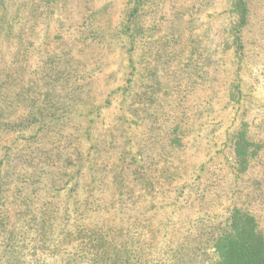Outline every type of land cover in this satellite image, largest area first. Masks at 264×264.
I'll use <instances>...</instances> for the list:
<instances>
[{
    "label": "rangeland",
    "instance_id": "obj_1",
    "mask_svg": "<svg viewBox=\"0 0 264 264\" xmlns=\"http://www.w3.org/2000/svg\"><path fill=\"white\" fill-rule=\"evenodd\" d=\"M2 16L1 115L33 106L47 129L29 161L0 129V264H218L224 236L229 264L254 244L264 264V0H4ZM89 125L95 164L55 184L47 157L85 153ZM74 185L100 206L75 212Z\"/></svg>",
    "mask_w": 264,
    "mask_h": 264
},
{
    "label": "trees",
    "instance_id": "obj_2",
    "mask_svg": "<svg viewBox=\"0 0 264 264\" xmlns=\"http://www.w3.org/2000/svg\"><path fill=\"white\" fill-rule=\"evenodd\" d=\"M3 3H4V0H0L1 6L3 5ZM134 10H135V8H134ZM0 18H4V17L2 16ZM127 25L129 27V30H130L131 29L130 28V26H131L130 20H127ZM0 33L3 34L2 35L3 37H6L7 35L10 34V29H7L6 27L2 26V24H0ZM128 63H129L128 69L130 72L129 75H131V69L135 70L136 67H135V63L131 59H129ZM10 79L11 78L9 75H6L4 78L0 79V90L1 91L4 89V87L7 86L8 80H10ZM3 95H4V93H2V95L0 97V104H3L6 102V99ZM109 103H110L109 99L106 100V106H108ZM19 104L23 105L24 103L21 102ZM29 107H30V105H29ZM32 108H33V106L30 108H28V107L25 108L26 110H28L25 115H16V116L12 117L11 119H8L6 117L4 118L3 114L1 115V109H0V115H1L0 116V129L3 131L9 130L13 134L15 133L16 135L20 136L19 138L22 141H24V144H23L24 149L21 150L22 154H19L17 156L18 159H20V160H22V158H24V157L26 158L27 156H29L28 160H27V161H29V158L32 155L33 151L35 152L36 150H38L40 148L37 145L36 148L33 150V148H34L33 144H31L29 142V140L26 139L25 137L27 135H32V136L36 137V134L38 132H44L43 128H45V130L47 129L45 126H43V124L45 125V123H42L43 120L41 119V116L39 114L38 115L32 114V111H31ZM69 108H61L60 110L58 109L59 111L57 113L58 114L60 113L62 115V118L66 117V116L76 115V113L78 114L76 106H73L71 109H69ZM98 110H99V108L96 109V111H98ZM53 115H55V113ZM91 125H89L90 127L85 129L87 134H89L90 129H92ZM79 129L80 128H77V126H76L74 130L78 131V133H79L80 132ZM174 131L175 130L168 131L169 132V140L171 139V137H170L171 133H174ZM90 134H89V136L87 135V138L80 137L78 135V136H75L73 139V141L75 142V145L76 144L81 145L82 141H85L87 144H89V146L85 150L86 151L85 153H81L80 151H78V152L72 151L71 153L61 152V151H56V152L52 151V155H49L47 157V160H48L47 164L52 163L53 166L56 168L57 173H56V176L50 177L49 180H52V181H54L55 184H57L58 182H60V180H62L61 177L63 176V171L69 167H71L72 170H74V171H72V173H73L74 177L76 178V180H79V178L83 174L85 167L88 165L91 166L92 164H95V156L97 153L96 154H95V152L92 153V150L95 147L91 143V135ZM32 136L30 138H32ZM39 142H41V141H39ZM164 147L166 149L168 146L165 144ZM169 147H170V145H169ZM114 150L116 151V149H114ZM123 154H124L123 151H121L120 157H118V159H117L119 162L127 160ZM90 172H91V170H88V174ZM33 173L35 175L36 181L37 180L40 181V179H39L40 176L36 177L37 175H39L38 172L36 171ZM69 176H70V174H69ZM123 178L124 177H122V175L120 173H117V175L114 178L116 180V186H117V190L115 189V192L118 196L122 194L121 190L123 188V185H121L120 182L123 180ZM87 179L88 180L90 179L89 175H88ZM3 185H4V179H3V177H0V197L3 193L2 192ZM77 188H78L77 185H74L71 187V189L69 190V193L67 195L68 201L72 197L73 198L75 197L77 190H78ZM89 198H92V196L87 195V198L83 199L82 201L76 200L74 198V200H71L70 202H67V203H70L69 205L73 206L75 209V212H78V213L81 212V210H80L81 208H87L91 204L96 206V207L100 206L99 204L96 205L97 203L95 204L92 201H89ZM89 232H91L90 236H88L89 241L84 243V248L87 247L85 249L87 251H91V252H93V251L98 252L99 250L102 251V249L104 248V245L102 244V242L104 240L103 236H104V232H105V226L102 225V226L96 227L94 229L91 228V229H89ZM238 233L242 234V232H238ZM95 238H99L100 240H96ZM9 240L12 242L13 241L15 242L16 241L15 234L11 233L9 236ZM237 240L238 239L235 240L232 237L230 238L228 236L227 237L224 236V238L216 241V243L214 245V252H215V255H216V253L218 254V264H229V255L237 252V251H235L236 250L235 247H237V245H238ZM4 248L6 249L5 253L10 254L11 249H9L10 245H8V241H6ZM86 250L82 249L81 252H87ZM259 252H260V249H258L255 244L252 245V247L250 248L249 254L247 255V260H248L249 264H261V263H257V259H258V256L260 254ZM226 253H228V254L226 255ZM13 262H14L13 264H19V260H14Z\"/></svg>",
    "mask_w": 264,
    "mask_h": 264
}]
</instances>
